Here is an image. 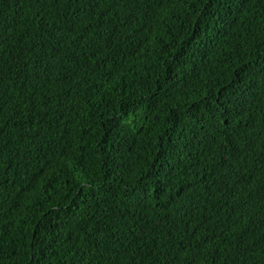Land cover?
<instances>
[{"label":"trees","instance_id":"1","mask_svg":"<svg viewBox=\"0 0 264 264\" xmlns=\"http://www.w3.org/2000/svg\"><path fill=\"white\" fill-rule=\"evenodd\" d=\"M0 264H264V0H0Z\"/></svg>","mask_w":264,"mask_h":264}]
</instances>
